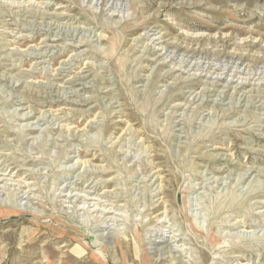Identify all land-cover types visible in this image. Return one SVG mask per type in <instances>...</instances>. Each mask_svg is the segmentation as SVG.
<instances>
[{
  "label": "rangeland",
  "instance_id": "1",
  "mask_svg": "<svg viewBox=\"0 0 264 264\" xmlns=\"http://www.w3.org/2000/svg\"><path fill=\"white\" fill-rule=\"evenodd\" d=\"M0 205V264H264V0H0Z\"/></svg>",
  "mask_w": 264,
  "mask_h": 264
},
{
  "label": "bare ground",
  "instance_id": "2",
  "mask_svg": "<svg viewBox=\"0 0 264 264\" xmlns=\"http://www.w3.org/2000/svg\"><path fill=\"white\" fill-rule=\"evenodd\" d=\"M35 30V29H34ZM66 32V31H65ZM22 56V55H21ZM231 57L230 58H234V54L233 55H230ZM213 60V59H212ZM225 65V64H224ZM208 66V65H207ZM225 69V68H224ZM219 75V74H218ZM218 78V77H217ZM71 83V82H70ZM73 83V82H72ZM217 83V82H216ZM68 88V87H67ZM197 97V96H196ZM100 124V123H99ZM182 131V130H181ZM9 175V174H8ZM251 176V175H250ZM157 184V183H156ZM75 195H77V194H75ZM5 203V202H4ZM3 204V203H2ZM1 206V205H0ZM4 206H6V203H5V205ZM7 207V206H6ZM5 208V207H4ZM15 210V209H14ZM1 211V210H0ZM11 211V210H10ZM21 211V210H20ZM3 212H4V210H3ZM5 212L7 213L8 211H6L5 210ZM2 213V212H1ZM8 214V213H7ZM11 214V213H10ZM3 215H5V213H3ZM13 215V214H12ZM202 218V217H201ZM164 221V220H163ZM109 227V226H108ZM102 236V235H101ZM111 236V235H110ZM167 249V248H166ZM165 254V253H164ZM99 256V255H98ZM102 256V255H101ZM219 264V263H218Z\"/></svg>",
  "mask_w": 264,
  "mask_h": 264
}]
</instances>
